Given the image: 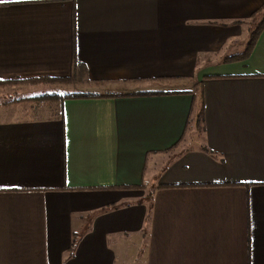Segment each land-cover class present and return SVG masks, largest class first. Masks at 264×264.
<instances>
[{"label":"crops","instance_id":"0c3cea01","mask_svg":"<svg viewBox=\"0 0 264 264\" xmlns=\"http://www.w3.org/2000/svg\"><path fill=\"white\" fill-rule=\"evenodd\" d=\"M263 8L0 0V264H264Z\"/></svg>","mask_w":264,"mask_h":264},{"label":"trees","instance_id":"16d2710c","mask_svg":"<svg viewBox=\"0 0 264 264\" xmlns=\"http://www.w3.org/2000/svg\"><path fill=\"white\" fill-rule=\"evenodd\" d=\"M261 11H264V8ZM263 29H264V17L260 21H258V20L252 21L251 30L249 32L248 41L246 43L244 53H242L241 55L232 56V57L227 58L225 60L230 62V61H240V60L246 59L250 55L252 49L254 48L255 43H256V41H257V39H258V37H259V35ZM66 81H68V79L37 78V79L13 81V82H0V85L1 86L12 85V84L22 85V83H25V84L38 86V84H42L45 82L55 83V82H66ZM65 89L66 88H64V90H61V91L46 93V94H42L40 96H30V97L23 98V99H14L10 102L7 101L5 103V105L27 102V103H34L38 107H41L44 105H58L59 103H61L62 101H65V100L88 99V98H97L98 97L94 94L71 92L72 89H71V91L66 92ZM145 95H153V94H151V93L134 94V96H145ZM197 101L198 100L195 97L194 105L198 109V114L195 118V121H196L195 125H196L197 132L201 133V131H202V124L201 123L203 121V110H202L201 104L199 105V103ZM78 240H79V238H76V237L73 239L72 248H74L76 246Z\"/></svg>","mask_w":264,"mask_h":264},{"label":"rangeland","instance_id":"374dc122","mask_svg":"<svg viewBox=\"0 0 264 264\" xmlns=\"http://www.w3.org/2000/svg\"><path fill=\"white\" fill-rule=\"evenodd\" d=\"M261 12H263V11H261ZM71 89H72V87H71L70 85H68L67 88L65 89V91H66V92H69V91H71ZM63 93H64V92H63ZM4 100H5V101H6V100H10V98L7 97V96H5V97H0V102H1V101H4Z\"/></svg>","mask_w":264,"mask_h":264}]
</instances>
